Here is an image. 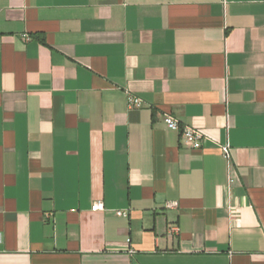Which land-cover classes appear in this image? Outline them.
<instances>
[{
  "label": "crops",
  "instance_id": "crops-1",
  "mask_svg": "<svg viewBox=\"0 0 264 264\" xmlns=\"http://www.w3.org/2000/svg\"><path fill=\"white\" fill-rule=\"evenodd\" d=\"M0 264H264V0H0Z\"/></svg>",
  "mask_w": 264,
  "mask_h": 264
},
{
  "label": "built area",
  "instance_id": "built-area-1",
  "mask_svg": "<svg viewBox=\"0 0 264 264\" xmlns=\"http://www.w3.org/2000/svg\"><path fill=\"white\" fill-rule=\"evenodd\" d=\"M128 105L131 106H140V100L129 95L128 94ZM164 123L167 129L172 130V131H178L179 132V138L180 142L184 145L187 146L191 149H200L203 141V135L201 132L188 128V127H183L179 128L178 121L175 120L171 115L165 114L164 115ZM220 153L223 156V158L226 160V162L229 164L230 163V157H229V144L225 143L224 145L219 147ZM167 208H173L176 207V203H168L166 205ZM92 210H102L103 205L100 201H96L92 204L91 206ZM116 215L119 217L126 218L127 217V212L126 211H117ZM170 232L172 233H178V228L176 227H171Z\"/></svg>",
  "mask_w": 264,
  "mask_h": 264
}]
</instances>
